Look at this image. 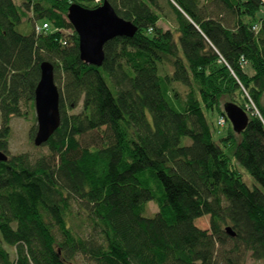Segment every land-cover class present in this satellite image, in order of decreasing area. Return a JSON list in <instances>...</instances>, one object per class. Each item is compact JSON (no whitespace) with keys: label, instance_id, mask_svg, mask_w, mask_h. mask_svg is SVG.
<instances>
[{"label":"trees","instance_id":"trees-1","mask_svg":"<svg viewBox=\"0 0 264 264\" xmlns=\"http://www.w3.org/2000/svg\"><path fill=\"white\" fill-rule=\"evenodd\" d=\"M103 1L137 31L106 42L96 67L80 60L66 14ZM207 2L0 0V264L264 260V0ZM44 21L47 31H35ZM46 60L59 127L40 145L47 154H10L11 118L34 109ZM229 103L247 114L240 133L225 117ZM215 111L231 126L217 140ZM149 201L158 210L148 216Z\"/></svg>","mask_w":264,"mask_h":264},{"label":"water","instance_id":"water-1","mask_svg":"<svg viewBox=\"0 0 264 264\" xmlns=\"http://www.w3.org/2000/svg\"><path fill=\"white\" fill-rule=\"evenodd\" d=\"M66 19L76 32L79 58L87 65L100 67L104 58L103 45L115 37H132L137 27L131 21L117 16L113 7L106 1L96 8L82 7L78 3L70 4ZM40 77L34 90V116L36 131L33 144L36 147L46 143L49 136L59 127L60 115L57 86L53 81V65L46 61L40 62ZM224 114L232 129L240 133L248 122L247 114L241 107L233 103L224 104ZM7 156L0 151V161H6ZM225 231L230 236L233 232L227 226Z\"/></svg>","mask_w":264,"mask_h":264},{"label":"rangeland","instance_id":"rangeland-1","mask_svg":"<svg viewBox=\"0 0 264 264\" xmlns=\"http://www.w3.org/2000/svg\"><path fill=\"white\" fill-rule=\"evenodd\" d=\"M16 3H19V0H14ZM208 0H203V2H206L209 4V2H207ZM210 6V4H209ZM163 11L168 13V10L166 7L163 6ZM169 15V14H168ZM169 21V20H168ZM166 20L160 21V25H163L164 27L168 28L171 27V25L169 24V22ZM25 26V24L19 28H23ZM27 26V25H26ZM20 31H24L26 32V28L24 29H20ZM247 72L250 74L252 72V70L249 68L247 70ZM218 116V113L215 111L213 113H207V119L211 124V129L214 131V139L217 140L218 138H220V136H224L227 134V132L229 131V128H231L229 123H226L224 126H220L218 127L216 125V118ZM26 117H21V116H16V117H12L11 121H10V128H11V132L9 134V142H8V150L10 154H18V153H27L29 154V156L31 158H35L38 157L41 154H47L48 153V149L44 146H39V147H35L33 144V141L28 137V130L30 128L31 125L36 124V122H33V118H35L34 116V109L33 110H29L27 111ZM92 139V137H88V140L90 141ZM182 144L187 145L189 143V139L186 137L181 138L180 141ZM240 172L243 173V178L244 181L247 182V184L249 185V187H252L254 184L258 185L257 182H255V180H253L246 171H244V169L240 168L239 169ZM141 179H145L148 182V186H154L156 183V178L155 176H153L148 170L144 171L141 173ZM147 210H146V214L152 215L155 212H157L158 207L156 206L155 202L153 201H149L147 206H146ZM208 219L209 216H202V218L196 219L195 220V225L197 227H199L200 229H205L208 228ZM5 246V245H4ZM8 251L9 254L11 256V258L14 257V247H9V246H5ZM74 264H92L87 258L81 257V256H77L76 260L74 262ZM246 264H264V260H253L252 258L247 256L246 259Z\"/></svg>","mask_w":264,"mask_h":264},{"label":"built area","instance_id":"built-area-1","mask_svg":"<svg viewBox=\"0 0 264 264\" xmlns=\"http://www.w3.org/2000/svg\"><path fill=\"white\" fill-rule=\"evenodd\" d=\"M48 28H49V24L46 21H44V23L42 24L37 23L34 27L35 31L37 32H45L47 31ZM223 124H224V119L222 116H219L217 120V125L222 126Z\"/></svg>","mask_w":264,"mask_h":264}]
</instances>
